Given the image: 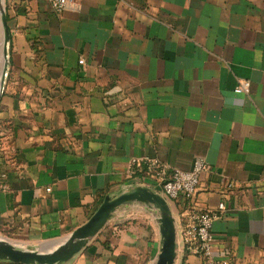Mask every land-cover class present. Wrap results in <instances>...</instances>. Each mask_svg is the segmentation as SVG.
Returning <instances> with one entry per match:
<instances>
[{"label": "crops", "instance_id": "obj_1", "mask_svg": "<svg viewBox=\"0 0 264 264\" xmlns=\"http://www.w3.org/2000/svg\"><path fill=\"white\" fill-rule=\"evenodd\" d=\"M5 11L1 238L41 249L105 196L153 190L129 172L132 158L169 170L201 158L195 204L225 205L211 228L214 260L264 264V0H78L61 13L15 0ZM240 79L248 94L233 92ZM168 203L175 221L183 199ZM178 239L174 264H203ZM160 247L153 215L136 203L62 264H150Z\"/></svg>", "mask_w": 264, "mask_h": 264}, {"label": "water", "instance_id": "obj_2", "mask_svg": "<svg viewBox=\"0 0 264 264\" xmlns=\"http://www.w3.org/2000/svg\"><path fill=\"white\" fill-rule=\"evenodd\" d=\"M10 31L4 1L0 0V96L4 89L8 69V43ZM145 207L154 217L160 235L161 247L156 259L150 264H174L176 258V228L168 201L154 190L131 185L115 197L105 196L89 219L67 237L54 243H45L40 248H17L0 237V260L19 264H62L70 260L93 238L111 219L117 209L132 204Z\"/></svg>", "mask_w": 264, "mask_h": 264}, {"label": "built area", "instance_id": "obj_3", "mask_svg": "<svg viewBox=\"0 0 264 264\" xmlns=\"http://www.w3.org/2000/svg\"><path fill=\"white\" fill-rule=\"evenodd\" d=\"M5 7L11 5L15 0H3ZM49 3L52 10L61 13L76 3L78 0H44ZM83 59L79 64H83ZM234 93L248 94L250 82L240 79L233 89ZM208 164L201 158L193 161L190 169L183 170L174 168L169 170L167 165L155 158H132L130 170L132 174L136 171L142 172L144 176L153 180V190L161 194L168 202L183 199V209L175 217L176 236L178 244L185 253L194 254L203 259V264H227V261H215L212 256L211 244L213 223L222 218L225 212V205L219 202L217 209L207 211L197 207L194 201V194L199 184L200 174L206 171ZM230 184H228V187ZM182 215L186 217L182 225ZM178 220V221H177Z\"/></svg>", "mask_w": 264, "mask_h": 264}, {"label": "bare ground", "instance_id": "obj_4", "mask_svg": "<svg viewBox=\"0 0 264 264\" xmlns=\"http://www.w3.org/2000/svg\"><path fill=\"white\" fill-rule=\"evenodd\" d=\"M1 51H0V63L2 64V56H1Z\"/></svg>", "mask_w": 264, "mask_h": 264}, {"label": "rangeland", "instance_id": "obj_5", "mask_svg": "<svg viewBox=\"0 0 264 264\" xmlns=\"http://www.w3.org/2000/svg\"><path fill=\"white\" fill-rule=\"evenodd\" d=\"M0 51H1V48H0Z\"/></svg>", "mask_w": 264, "mask_h": 264}]
</instances>
